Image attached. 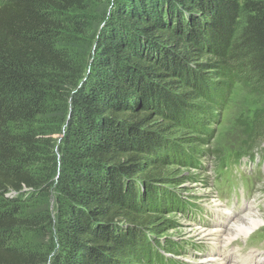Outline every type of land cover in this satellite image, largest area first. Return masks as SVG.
<instances>
[{"label":"trees","instance_id":"1","mask_svg":"<svg viewBox=\"0 0 264 264\" xmlns=\"http://www.w3.org/2000/svg\"><path fill=\"white\" fill-rule=\"evenodd\" d=\"M90 32L82 67L75 38ZM239 66L264 80V0H0V264L146 252L151 155ZM51 197L53 213L37 209ZM56 223V249L27 242Z\"/></svg>","mask_w":264,"mask_h":264},{"label":"rangeland","instance_id":"2","mask_svg":"<svg viewBox=\"0 0 264 264\" xmlns=\"http://www.w3.org/2000/svg\"><path fill=\"white\" fill-rule=\"evenodd\" d=\"M100 5L94 3L93 9L99 11ZM94 10L87 15L97 22L100 14ZM75 41L73 55L84 67L94 38L90 32L76 35ZM242 68L224 99L210 93L211 100H193L199 107L192 110L189 120L173 122L166 137L170 143L160 150L161 158L151 155L162 174L153 182L158 189L156 206L143 214L152 217L144 230L150 246L146 252L125 256L124 264H210L205 257L220 247L201 239L197 227L228 223L233 211L239 216L249 202L256 203L255 213L264 219V155L258 156L264 153V80L249 66ZM212 80L215 84L224 81ZM45 203L53 213L55 198L38 200L37 209L43 211ZM56 236L57 223L48 230L29 232L27 242L56 249L52 240ZM235 247L243 253L264 254V222L246 241L237 237ZM139 253L140 258L136 257Z\"/></svg>","mask_w":264,"mask_h":264},{"label":"bare ground","instance_id":"3","mask_svg":"<svg viewBox=\"0 0 264 264\" xmlns=\"http://www.w3.org/2000/svg\"><path fill=\"white\" fill-rule=\"evenodd\" d=\"M256 207V203L249 202L246 210L239 212V216L234 211L233 213L225 211L228 212L227 214H233L228 219V223H220L212 227L201 225L195 229L201 239L220 247L219 250L212 251L205 257V260L211 261L210 264H264V254L259 256L252 250L243 253L235 247L237 237L246 241L251 231L264 222L261 214L255 213Z\"/></svg>","mask_w":264,"mask_h":264}]
</instances>
